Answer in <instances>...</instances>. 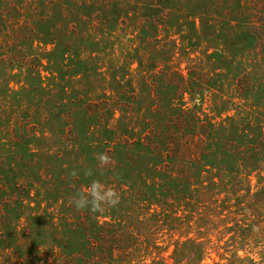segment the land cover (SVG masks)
<instances>
[{
    "label": "rangeland",
    "instance_id": "obj_1",
    "mask_svg": "<svg viewBox=\"0 0 264 264\" xmlns=\"http://www.w3.org/2000/svg\"><path fill=\"white\" fill-rule=\"evenodd\" d=\"M92 179L119 203L69 204ZM187 241L264 264V0H0V264H172Z\"/></svg>",
    "mask_w": 264,
    "mask_h": 264
},
{
    "label": "clouds",
    "instance_id": "obj_2",
    "mask_svg": "<svg viewBox=\"0 0 264 264\" xmlns=\"http://www.w3.org/2000/svg\"><path fill=\"white\" fill-rule=\"evenodd\" d=\"M96 158L101 164H109L111 158L107 154H96ZM71 176L75 177L78 175L77 171L73 170L70 173ZM86 176L92 175V170L88 169L85 171ZM120 201V195L117 190L113 187H106L98 179H92L90 184L87 186L86 191H77L69 198V204L74 206L77 211H83L87 209L92 213L103 212L105 206L114 207Z\"/></svg>",
    "mask_w": 264,
    "mask_h": 264
},
{
    "label": "trees",
    "instance_id": "obj_3",
    "mask_svg": "<svg viewBox=\"0 0 264 264\" xmlns=\"http://www.w3.org/2000/svg\"><path fill=\"white\" fill-rule=\"evenodd\" d=\"M250 163H251V161H250ZM100 228L101 227H98V228H95V229H91V227H90L89 230H88V240L91 237H95V240L97 241L98 240V236L100 235ZM108 229L105 230L104 227L102 228L103 231L105 230L104 232H105V235H106L105 238H103L102 241L105 242L104 244H107L106 250L105 251L103 250L105 257L110 255L109 251L112 248H115L114 244H113L115 242V240L110 238V230L107 231ZM107 233H108L109 236H107ZM186 246H192L194 248H198L199 247V246H196L193 241H187V242L182 243L181 245L177 244V246H176L175 250L172 252V255H171V258H170L171 261H172V264H182L183 262H185L186 264H197L200 261L201 254L199 253V251H197L196 254H192V252H186V249H185ZM116 247H118V246H116ZM118 249H120V248H118ZM194 250H196V249H194ZM188 253H190V254H188ZM85 255H84V257H85ZM90 256H91V254H89V257ZM106 260L108 262L107 257H106ZM78 261H79V263H81L83 261V258H79ZM157 264H164V263L163 262H158Z\"/></svg>",
    "mask_w": 264,
    "mask_h": 264
}]
</instances>
